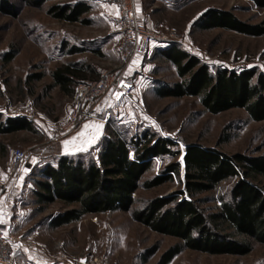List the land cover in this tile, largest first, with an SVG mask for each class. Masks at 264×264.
Here are the masks:
<instances>
[{
	"label": "rangeland",
	"instance_id": "1",
	"mask_svg": "<svg viewBox=\"0 0 264 264\" xmlns=\"http://www.w3.org/2000/svg\"><path fill=\"white\" fill-rule=\"evenodd\" d=\"M74 1L78 0H45L37 6L8 0L3 3L8 4L4 10L0 9V113L23 115L37 127L35 131L0 133V177H7L0 178V199L7 193V199L12 200L8 202L11 210L7 217L10 218L9 233L15 238L13 264H72L74 256L92 264H160L161 254L179 240L177 237L152 230L132 218L130 210L120 209L88 213L78 221L51 226L50 215L61 209V203L56 200L43 206L38 202L33 188L38 167L30 168L33 158L26 156L27 161L19 167L11 164L13 149L20 147L17 145L39 142L45 138L50 123L66 117L71 95L58 86L47 87L52 70L67 59L90 62L95 71L102 65L117 62L120 35L113 22L116 4L113 0H83L90 5V10L82 15L89 19L85 23L56 18L48 12L53 4ZM211 7L232 10L249 23L264 22V4L255 0H156L158 10L153 14L152 25H148L155 36L152 48L138 58L139 69L124 73L134 75L131 77L134 101L109 97L114 102L127 103L132 112L129 117L122 115L119 119L120 110H115L114 105L106 117L111 125L124 129L128 138L149 131L156 138L164 136L175 141L172 148L178 151L152 156L153 162L143 179L152 177L173 161L181 164L183 177V156L189 142L215 146L227 153L264 154V119H252L244 108L237 106L212 113L204 109L198 96L158 92L160 87L180 79L164 54L173 44L197 56L211 70L225 66L238 71L245 68L264 71V33L249 34L195 24ZM76 47L81 52H69ZM11 48L18 50L6 61L5 52ZM38 73L43 75L37 77ZM137 86L140 92L135 91ZM54 143L47 140L43 145ZM95 145L81 152L96 155ZM31 149L28 148V153ZM22 175L24 180L16 185ZM181 177L176 175L172 181L152 188L139 187L134 195L145 199L184 189ZM235 180L223 181L221 190L228 191ZM182 196L188 197L186 193ZM141 204L142 200L134 207ZM152 248L153 252L144 260ZM64 255H70V259ZM167 264H264V243L255 242L253 249L244 254L185 248Z\"/></svg>",
	"mask_w": 264,
	"mask_h": 264
},
{
	"label": "trees",
	"instance_id": "2",
	"mask_svg": "<svg viewBox=\"0 0 264 264\" xmlns=\"http://www.w3.org/2000/svg\"><path fill=\"white\" fill-rule=\"evenodd\" d=\"M6 1L0 0L1 10L8 5L3 4ZM21 1L41 6L45 0ZM255 1L264 4V0ZM89 10L88 3L78 0L53 4L48 12L56 18L85 23L89 19L82 15ZM195 24L249 34L264 33V22L249 23L238 18L232 10L217 7L204 11ZM17 50H7L5 60H11ZM164 54L175 66L180 79L160 87L159 94L195 95L209 112L237 106L244 108L252 119H264V71L256 68L238 71L225 66L211 70L197 56L175 44ZM67 71L74 74L70 69L52 70L53 79L47 87L58 85L71 94L74 83ZM110 125H106L105 133L93 146L98 149L96 155H89L87 151L58 153L49 147L33 188L43 206L56 200L61 203V209L50 215L51 226L78 221L88 213L130 210L132 218L150 229L179 239L164 250L160 264H167L185 248L244 254L253 249L255 242L264 243V154L227 153L215 146L189 142L183 156V177L181 164L173 161L152 177L143 179L153 162L152 156L178 151L172 148L175 141L164 136L156 138L149 131L128 138L119 125ZM35 128L23 115L3 116L0 113V133L22 129L35 131ZM130 148L134 150L133 155L129 153ZM176 175L181 177L184 189L145 199L134 195L139 187L152 188L172 181ZM232 178L236 180L229 190H221L223 181ZM184 193L188 197H183ZM140 200L142 204L134 207ZM153 250L147 251L144 260Z\"/></svg>",
	"mask_w": 264,
	"mask_h": 264
},
{
	"label": "built area",
	"instance_id": "3",
	"mask_svg": "<svg viewBox=\"0 0 264 264\" xmlns=\"http://www.w3.org/2000/svg\"><path fill=\"white\" fill-rule=\"evenodd\" d=\"M113 2L117 7L113 22L120 35L116 49L117 62L102 65L97 69L94 78L75 83L66 117L48 126L50 139H59L77 129L88 117H96L92 113V108L103 96L109 95L116 100L134 101L132 78L124 73L134 54L146 55L151 50L155 36L147 25L139 21L135 0H113ZM133 152V148H130V155H133ZM26 156V149L15 147L11 154L12 166L15 168L24 164ZM14 241L15 238L9 233L5 222L0 223V264H13ZM64 256L70 259V255ZM74 258L72 264H92L83 258L76 256Z\"/></svg>",
	"mask_w": 264,
	"mask_h": 264
},
{
	"label": "crops",
	"instance_id": "4",
	"mask_svg": "<svg viewBox=\"0 0 264 264\" xmlns=\"http://www.w3.org/2000/svg\"><path fill=\"white\" fill-rule=\"evenodd\" d=\"M150 1L135 0L137 17H138L140 22L144 23L147 26L149 24L152 25L153 14H156V10H158V9H156V0H153L152 4H150ZM138 7H139V11L137 10ZM69 52L78 53V52H81V50H80V47H76V48H73L72 51H69ZM116 53H117V51H116ZM144 56L145 55H142V54H134L132 56L130 64L128 65L126 70H128L129 73H132V72L136 71L137 69H139L138 58L144 57ZM79 59L80 58H78V60L77 59H75V60L74 59H67L65 62H63V64H60L58 66L63 71H66L69 69L71 71L73 70L74 74H70L67 71V74L73 79L72 84L74 82H77V81L90 80V79L94 78L97 74L96 73L97 70L95 71V66L93 64H91L90 62H82ZM58 67H56V68H58ZM126 76H128V75H126ZM132 76H134V75L129 74V77H132ZM52 79H53V77L51 75V82H52ZM137 79L138 78H135V80H137ZM56 86H58V85H56ZM138 87L139 86H137L135 88V91L140 92ZM59 89H60V87H59ZM64 93H66V92H64ZM66 94H68V93H66ZM68 95H71V94L69 93ZM109 97H110L109 95L103 96L101 99H99L93 105V108H92V113L94 114V116L97 117L99 114H101V115L103 114L104 116L99 115L98 116L99 118L88 117L86 120H84V122L77 129H75L70 134H67L66 136L58 139L57 141H55L54 144L43 145L47 142V140L50 141L49 139L51 137V133H50V131H47V129H46V135L44 136L45 138L40 140L39 142H37V143L34 142L33 145L31 144L29 146L25 145L24 143H22V145L19 143L20 145H17V146H20V147H23L24 149H26L27 150V156L30 157L31 159L33 158L31 161V167L30 168L35 167V169H37V167L38 168L41 167V165L44 163L45 159L48 157L49 147L55 148V150H58V153L73 154V153L81 151L85 148H88L89 146H91L93 144L98 143L100 137L105 133L106 125L111 124L110 120L107 119L106 117H108V115L112 111V107L114 108V105H116L115 110H120V114L118 115L119 119L122 115L129 117L132 114V112L127 108V106H128V105H126L127 103H125V102L118 103L117 101L114 102ZM127 101H129V100H127ZM129 102H131V101H129ZM117 103H118V105H117ZM130 120H132V119H130ZM122 121H124V120H121L120 122H122ZM85 125H102V128L96 129L94 127H90V128L86 129ZM81 132H83L84 135L78 136V134ZM74 137L76 139L73 141ZM65 141H73V142L66 145ZM40 145H42V146H40ZM28 148H32L29 151V153H28ZM25 161H27V158ZM24 177H25V175H22L20 178L18 177L17 181H16V185H19V184L21 185V182L24 180ZM6 196H7V193H5L4 196L2 197V199H0V212L3 213V219H4L5 224L7 226V229H8L10 226V218L7 217V215L9 214V210H11V208H8V202H12V200L9 198L7 199Z\"/></svg>",
	"mask_w": 264,
	"mask_h": 264
},
{
	"label": "snow or ice",
	"instance_id": "5",
	"mask_svg": "<svg viewBox=\"0 0 264 264\" xmlns=\"http://www.w3.org/2000/svg\"><path fill=\"white\" fill-rule=\"evenodd\" d=\"M137 10L139 11V7L137 8ZM119 98V96H117V99ZM99 110V109H98ZM90 127H94V128H96V129H99V128H102V125H85V128L87 129V128H90ZM84 135V133L83 132H81V133H79L78 134V136H83ZM76 138L74 137L73 138V141L75 140ZM73 141H65V144L67 145V144H69V143H72ZM0 178H3V179H6L7 177H0ZM5 221H4V219H3V213L2 212H0V223H4Z\"/></svg>",
	"mask_w": 264,
	"mask_h": 264
},
{
	"label": "water",
	"instance_id": "6",
	"mask_svg": "<svg viewBox=\"0 0 264 264\" xmlns=\"http://www.w3.org/2000/svg\"><path fill=\"white\" fill-rule=\"evenodd\" d=\"M75 264H79V263H75Z\"/></svg>",
	"mask_w": 264,
	"mask_h": 264
}]
</instances>
